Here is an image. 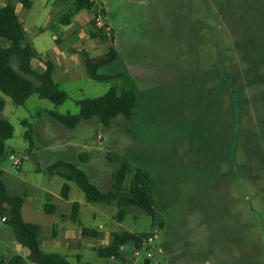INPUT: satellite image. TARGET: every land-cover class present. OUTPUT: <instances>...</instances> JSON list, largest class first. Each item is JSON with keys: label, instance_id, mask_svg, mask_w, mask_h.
<instances>
[{"label": "rangeland", "instance_id": "rangeland-1", "mask_svg": "<svg viewBox=\"0 0 264 264\" xmlns=\"http://www.w3.org/2000/svg\"><path fill=\"white\" fill-rule=\"evenodd\" d=\"M31 1L22 11L27 39L45 57L57 33L58 46L79 69L74 78L54 74L67 94L60 105L32 95L17 106L0 94V117L14 129L0 162L2 179L10 195L24 197V220L41 226V247L62 243L69 264H127L132 246L118 260L95 252L111 233L127 231L155 236L164 250L156 252L160 264H264V0H93L95 10L79 12L69 26L62 21L72 2ZM98 14L119 56L98 71L109 77L99 82L88 77L81 54L96 59L108 50L110 36H90ZM0 45L8 43L0 39ZM248 49L260 69L256 82L245 73ZM110 88L135 91L130 119L118 116L104 127L94 117L69 129L48 116L77 114L79 100ZM57 161L75 164L103 192L122 162L143 170L153 182L157 220L138 207L120 220L116 204H88L74 182L47 173ZM64 183L68 200L60 196ZM48 201L52 215L44 212ZM73 202L83 227L101 225L98 237L81 236L70 219ZM92 209L101 213L95 219ZM3 216L0 210V264H10L22 248ZM61 233L69 235L67 244Z\"/></svg>", "mask_w": 264, "mask_h": 264}, {"label": "trees", "instance_id": "trees-1", "mask_svg": "<svg viewBox=\"0 0 264 264\" xmlns=\"http://www.w3.org/2000/svg\"><path fill=\"white\" fill-rule=\"evenodd\" d=\"M23 8L28 10L32 6L31 0H18ZM60 2H72L73 10L64 15L63 24L68 25L70 18L75 14L87 10H95L93 0H58ZM94 25V22H93ZM45 28H40L42 32ZM92 38L100 37L107 39V35L102 29L90 32ZM0 39L8 43L3 47L0 45V93L11 99L17 105L22 106L32 95H37L40 99L50 101L55 105L62 104L67 99L65 91L61 90L55 82L54 64L51 61H44V70L36 71L32 66V60L40 59V56L27 39L23 24L15 12L12 3H7L0 7ZM110 45L107 52L96 59L91 58L85 52H81L84 57V66L87 75L94 81H103L108 76L99 74V70L119 61V56L114 45V37L110 36ZM255 48V47H254ZM260 48V46H259ZM258 48V49H259ZM248 49L245 53L247 69L245 73L252 74V82L259 75L260 70L253 62ZM260 51V49H259ZM261 52V51H260ZM137 95L133 90L119 93L116 88H110L106 94L98 98H85L79 100V112L74 115H59L49 112L48 116L60 122L69 129L75 128L81 121L97 118L104 127H109L112 120L118 116L130 119L136 106ZM4 100L0 98V113L4 109ZM25 132V138L32 144V130L30 125ZM13 126L9 121L0 117V162L5 153V142L13 136ZM47 173L51 176L57 175L67 182H74L84 195L88 204H116L118 207L117 218L122 219L126 210L131 207H138L143 210L155 222L157 215L152 198L153 182L151 177L141 169H132L129 164L122 162L112 177L110 189L103 192L92 184L81 169L75 164L64 161H57L47 168ZM3 172L0 169V210L6 214L2 220L9 224L13 230V235L17 244L28 251L26 260L34 264H69L67 258L58 253H47L42 250L40 244L41 226L34 223L25 222L22 217V207L24 197L10 195L3 182ZM127 183V184H126ZM70 187L64 183L60 196L68 200ZM80 205L73 202L71 205L70 219L78 224L80 234L84 238H96L99 231L81 226L78 220ZM44 212L52 215L55 206L49 201L44 205ZM161 226V222H160ZM54 231V227L52 229ZM149 234H133L127 231L113 232L110 235L108 244L97 248L96 255L103 259L122 258L121 249L126 246H136L137 243ZM15 264V263H10ZM18 264H24L22 258H18ZM144 264H149L145 261Z\"/></svg>", "mask_w": 264, "mask_h": 264}, {"label": "crops", "instance_id": "crops-1", "mask_svg": "<svg viewBox=\"0 0 264 264\" xmlns=\"http://www.w3.org/2000/svg\"><path fill=\"white\" fill-rule=\"evenodd\" d=\"M10 0H0V7H3L4 5H6L7 3H9ZM14 4H15V12L17 14V16L19 17L20 21L22 22V19H23V16H22V11L24 10L23 8V5L21 2L19 1H15L14 0ZM50 13V12H49ZM76 15H82V14H75L73 17H75ZM72 17V18H73ZM70 21V20H69ZM49 22V18L45 24L44 27L47 26V23ZM23 24V22H22ZM70 25V23H69ZM67 25V26H69ZM51 29L53 28L52 27V24L49 26ZM23 28L25 30V27H24V24H23ZM47 29V28H46ZM45 29V30H46ZM52 30H55V29H52ZM52 39L54 41V46L48 51V52H45L46 53V56H42L40 54V52H37L38 55L40 56V59H34L32 60V66L33 68L38 71V72H42L44 70V64L43 62L44 61H51L53 64H54V73H53V76L54 74L58 77V76H62L64 78H67L68 76L71 77V78H74L75 76H79V72L78 70L79 69H76L74 67V61H73V58L70 57L69 55L65 54L66 52H64V50H62L59 46H58V37H57V33L56 34H53L52 36ZM70 42V41H69ZM33 44V42H32ZM33 47H34V44H33ZM35 49V48H34ZM81 52H84V51H81ZM84 58V57H83ZM72 59V61H71ZM84 61V60H83ZM84 64V62H83ZM85 67V66H84ZM86 70V69H85ZM72 73V75L70 74ZM74 73V74H73ZM87 73V72H86ZM81 77H83L81 75ZM1 94V93H0ZM80 205V204H79ZM56 209V208H55ZM80 211V209H79ZM101 213L99 211H97L96 209H92V212L90 213V216L92 219H95L96 216L100 215ZM78 215H79V212H78ZM22 217H23V207H22ZM24 220V218H23ZM78 220H79V216H78ZM25 221V220H24ZM80 221V220H79ZM26 222V221H25ZM81 223V222H80ZM78 225V224H77ZM82 226V224H81ZM80 227V226H79ZM101 225L98 226V228L100 229ZM81 228V227H80ZM97 230L99 231V233L101 232L100 230ZM60 236H63L62 237V241L61 242H64L67 244L69 242V235H62V233L60 234ZM108 243L106 242V245ZM44 245V249L42 248L43 251L47 252V253H57V252H48L46 250H56V251H61L65 254V258L67 257V253L65 252V250L63 249L62 247V243H58L57 241H52V242H49L47 244H43ZM20 246L18 245V248ZM67 247V246H66ZM22 248V247H20ZM46 249V250H45ZM96 252V251H95ZM59 254V253H58ZM28 255V251L25 249V248H22V253L21 254H15V255H12L11 259V263H15V264H18V258H22L24 262V264L27 262L26 260V257ZM62 255V254H60ZM63 256V255H62ZM69 256V255H68ZM75 258H78L80 259L82 257V254L79 252V251H76L73 255Z\"/></svg>", "mask_w": 264, "mask_h": 264}, {"label": "built area", "instance_id": "built-area-1", "mask_svg": "<svg viewBox=\"0 0 264 264\" xmlns=\"http://www.w3.org/2000/svg\"><path fill=\"white\" fill-rule=\"evenodd\" d=\"M94 26L96 29H102L107 36H110V29L99 14L94 18ZM155 238V236L149 234L141 239L136 246H132V258L126 261L127 264H138L136 261L141 257L142 252L144 256L141 264H144L145 261L149 262V264H160L154 261L156 252L163 254L164 250L162 248H156ZM25 264L34 263L27 261Z\"/></svg>", "mask_w": 264, "mask_h": 264}]
</instances>
